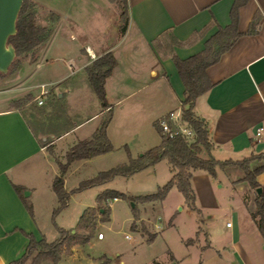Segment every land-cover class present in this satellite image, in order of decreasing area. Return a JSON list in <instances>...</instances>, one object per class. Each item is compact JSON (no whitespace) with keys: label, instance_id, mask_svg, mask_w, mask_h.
Wrapping results in <instances>:
<instances>
[{"label":"crops","instance_id":"obj_1","mask_svg":"<svg viewBox=\"0 0 264 264\" xmlns=\"http://www.w3.org/2000/svg\"><path fill=\"white\" fill-rule=\"evenodd\" d=\"M33 1L40 6L37 0ZM234 2L235 0H126L127 16L124 20L121 14L118 17L113 9L115 3L110 0L50 2L48 10L58 15L61 25H77L82 14L83 18L92 17L94 23L101 24L99 31H103L105 26L104 32L95 33L90 40L83 41L82 54L78 56L81 68L85 69L92 62L85 51L86 46L95 56L111 52L116 60L104 83L108 105L103 106L96 96L95 110L61 133L51 135V143H57L61 137L74 133L93 120L95 123L90 135H77L68 148L77 141L88 139L100 124L103 114L108 113L110 121L106 133L111 144L114 132L111 127L120 118L119 130L146 135L142 150L159 145L161 137L157 131L158 119L167 112L178 109L184 99L185 86L171 58L172 53L185 59L202 51L205 42L219 28L231 23ZM84 6L91 8V11H85ZM110 15L112 22L118 21L120 29L117 31L114 25L113 33L107 36L105 31L111 28ZM252 23H255L253 29ZM236 29L240 35L215 63L206 68L212 86L195 99L193 106L195 115L206 124L211 143L210 155L220 161L239 160L264 152V0H246L239 5ZM70 38L74 39V36L71 35ZM69 61L73 62V66L75 61L69 59L66 63L67 68L72 71L73 66L69 67ZM62 96L60 94L59 97ZM33 100L37 103L35 98ZM45 102L42 99V104ZM30 103L27 101L21 106L5 105L0 108V264H9L24 253L28 243L24 233L32 234L37 240L46 239L35 220L34 205L27 198H32L37 193L38 186L44 185L52 189L53 177L46 175L45 170L51 165V154L41 143V140H47L46 137L39 138L35 131ZM259 127H262V131L257 135ZM150 128L155 129L159 135L155 144L151 143L154 138ZM206 156L203 153V157ZM162 160L167 162L171 178L173 173L170 165L166 159ZM209 176L204 170L194 171L191 177L195 192L193 205H189L184 199L187 206L197 214L208 215L209 211L220 207L216 193L210 189ZM256 181L261 188L264 207V171L256 175ZM242 183L243 181L236 182L239 189L236 195L243 201L245 209L235 210L228 203L231 218L227 219L224 229L229 230V235L223 237L218 234L215 226L207 220L204 229L199 227V230L194 231L193 237L181 239L185 243V251L181 255L171 252L170 256L161 261L151 258L153 263L264 264V235L251 216L258 194L255 189L250 191V186H243ZM15 186L22 188L21 195ZM24 190H27L26 196L23 195ZM26 203L30 204L31 213ZM200 233L203 235L201 240L197 237ZM152 239L148 238V241ZM188 239L193 241L186 244ZM71 260L78 261V258L75 255ZM71 260L62 256L60 264Z\"/></svg>","mask_w":264,"mask_h":264},{"label":"rangeland","instance_id":"obj_2","mask_svg":"<svg viewBox=\"0 0 264 264\" xmlns=\"http://www.w3.org/2000/svg\"><path fill=\"white\" fill-rule=\"evenodd\" d=\"M29 1L35 10L36 25L51 29V35L34 52L16 54L8 71L0 73V108L5 105L6 107L21 106L27 101L31 102L29 108L34 114L31 121L39 138L46 137V148L51 154V165L45 168L46 175L52 176L53 179L56 176H62L64 180V189L69 197L67 204L59 210L57 195L44 185L37 187L38 191L32 198L29 196L27 198L28 202L34 205L35 220L47 241H55L60 235L59 229L72 234L83 211L89 206L97 209L92 237L84 244H75L65 249L61 257L71 260L76 255L78 258V261L71 260L65 264H87L90 261L93 264H101L104 256L108 258L107 264H154L151 258L161 261L170 256L171 252L181 255L185 251L183 247L185 243L181 239L193 237L194 231L199 230V227L204 229L207 220L215 226L218 234L223 237L229 235V230L224 229L227 219L231 218V208L228 207V203L230 202L235 210L245 209L243 201L236 195L239 190L236 182L242 181L244 173L232 167L225 172L217 168L216 175L209 176L210 189L216 193L220 207L209 211L208 215L207 213L197 214L195 210L190 209L176 186L170 188L162 201L141 202L129 199L130 196L152 193L156 191L157 186H162L168 181L170 173L165 160L148 165L131 175H118L104 183L80 189V185L85 180L117 165L127 163L129 154L136 158L145 151L142 149L146 135L124 133L119 130L120 118H117L115 126L111 127L114 131L113 149L108 154L73 161L62 173L57 161L66 162V151L69 145L73 143L77 135L89 136L95 121L90 120L74 133L61 137L57 143H51V135L61 133L73 126L75 122L88 117L95 110L94 100L97 97L87 80L85 69L81 68V62H78V56L82 54L83 41L90 40L95 33L104 32L105 26L103 31L101 29L99 31L101 24L94 23L92 17L83 18L84 15L81 14V20L77 25L68 26L62 23V27L58 15L47 7L55 0H37L40 6L33 0ZM67 1L70 0H61L62 3ZM84 7L85 11H91V8ZM57 8L59 9V6ZM113 9L119 17L120 6L115 3ZM110 16L111 28L105 31L107 36L113 33L114 25L117 31L119 28L118 21L112 22V15ZM124 18L126 16H122L123 20ZM83 26L86 27L84 31ZM71 35L74 39L70 38ZM100 56L94 55V58L89 56V59L94 61ZM69 59L75 61L72 67L73 72L66 66ZM40 85H44L48 93L41 97L46 102L37 105L33 99L39 93ZM60 94L63 96L59 97ZM107 115L108 113H104L102 117L106 118ZM150 132L154 138V142L151 143H157L158 133L152 128ZM262 163L263 160L253 159L248 163L249 169L253 170L255 166ZM242 184L246 187L250 186L246 181ZM254 189L256 190L250 186V191ZM106 190H116L125 194L127 198H112L96 203L98 196ZM23 195H27V190L23 191ZM101 211H106L105 216L109 218L108 221H100ZM133 212L136 213L135 216ZM100 232L104 237L97 239ZM154 233V238L148 241L149 235ZM202 236L200 233L197 237L201 240ZM35 254L36 252L24 264H32ZM58 263L60 264V260ZM39 264L50 263L43 260Z\"/></svg>","mask_w":264,"mask_h":264},{"label":"trees","instance_id":"obj_3","mask_svg":"<svg viewBox=\"0 0 264 264\" xmlns=\"http://www.w3.org/2000/svg\"><path fill=\"white\" fill-rule=\"evenodd\" d=\"M110 1L120 6L121 16H127L126 0ZM245 1L246 0H235L231 8V23L224 28H219V30L205 42V47L202 51L185 59L179 58L174 53L171 55L185 86L184 99L180 102L181 117L194 130V137L186 140L181 136L168 138L160 135L161 141L159 145L146 150L136 158H132L129 154L127 163L117 165L108 171L99 173L91 179L85 180L80 185V189L104 183L118 175H131L162 159L168 161L171 172L173 173L172 177L164 185L158 186L156 191L136 197L130 196V200L141 202L162 201L170 188L176 186L183 195L185 201L192 206L195 200V192L191 185V177L196 170H204L210 176L214 177L217 168L225 172L229 167H232L233 169L243 171L242 181L248 182L253 188L259 187V183L256 181V175L264 171V152L251 154L239 160L227 159L220 161L213 158L209 152L211 143L209 141L206 124L197 117L193 111L195 99L212 86L206 74V68L215 63L220 55L226 51L240 35L236 29L237 9L239 5ZM254 26L255 23H252L251 28L253 29ZM250 32H252V30ZM50 35L51 29L36 25L33 4L29 0H23L16 20V33L8 39V42L15 48L16 54L20 55L34 52L37 47L48 40ZM115 64L116 60L113 54L107 52L85 67L88 81L96 96L103 103V106L108 105L105 100V79L111 73ZM109 121L110 115H107L106 118L101 120L98 127L88 139L77 141L67 149L66 162L61 163L57 161L62 173L73 161L90 159L113 149L106 133ZM41 143L47 146V141L41 140ZM203 153H206L207 156L203 157ZM253 159L263 160V163L253 170H250L248 163ZM15 189L21 195L22 188L15 186ZM52 189L59 200V210L67 204L69 197L64 189V180L62 176H56L53 179ZM112 198H127V196L116 190H106L98 196L96 203L105 202ZM255 204L256 208L254 212H251V216L256 220L259 230L264 235V207L261 193L257 195ZM26 206L31 213L30 204L26 203ZM96 210L95 207H87L80 216L74 232L70 234L64 229H59V237L52 242H48L45 238L37 240L32 234L24 233L28 238L25 251L19 258L11 261L9 264H24L35 252L36 254L32 258V264H39L43 260H47L50 264H59L58 262L61 258V254L65 249L75 244H84L92 237V231L96 225ZM105 215L106 211L102 212L100 221L104 222L109 220ZM133 215L135 216L136 213L133 212ZM153 237L154 234L149 235V239ZM192 241L193 239H188L186 244ZM107 262L108 258L104 256V260L101 264H107Z\"/></svg>","mask_w":264,"mask_h":264},{"label":"water","instance_id":"obj_4","mask_svg":"<svg viewBox=\"0 0 264 264\" xmlns=\"http://www.w3.org/2000/svg\"><path fill=\"white\" fill-rule=\"evenodd\" d=\"M23 0H0V73H6L16 56L15 48L8 42L16 33V20ZM257 194L261 188H256Z\"/></svg>","mask_w":264,"mask_h":264},{"label":"built area","instance_id":"obj_5","mask_svg":"<svg viewBox=\"0 0 264 264\" xmlns=\"http://www.w3.org/2000/svg\"><path fill=\"white\" fill-rule=\"evenodd\" d=\"M85 51L91 58H94V53L89 47H85ZM69 67L73 66V62L69 61ZM47 93V89L44 85H40L39 93L35 97L38 104H42L41 97ZM157 128L162 136H166L168 138H174L176 136L184 137L186 140L192 139L194 137V130L182 119L181 117V107L179 104L178 109L171 110L167 112L165 115L160 117L157 121ZM262 131V127H259L256 131L257 135H260ZM230 225V223H227ZM102 233H98L97 238H102ZM126 237H129L126 235Z\"/></svg>","mask_w":264,"mask_h":264}]
</instances>
